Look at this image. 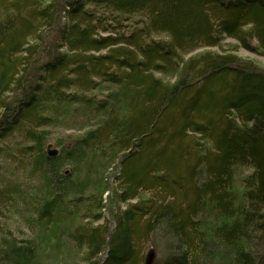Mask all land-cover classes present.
Segmentation results:
<instances>
[{
    "label": "trees",
    "instance_id": "trees-1",
    "mask_svg": "<svg viewBox=\"0 0 264 264\" xmlns=\"http://www.w3.org/2000/svg\"><path fill=\"white\" fill-rule=\"evenodd\" d=\"M240 48L264 0H0V264H264Z\"/></svg>",
    "mask_w": 264,
    "mask_h": 264
},
{
    "label": "rangeland",
    "instance_id": "rangeland-1",
    "mask_svg": "<svg viewBox=\"0 0 264 264\" xmlns=\"http://www.w3.org/2000/svg\"><path fill=\"white\" fill-rule=\"evenodd\" d=\"M227 42L234 43L235 41L232 40V39H227ZM213 49H215V48H213ZM202 50H203V49H202ZM191 54H193V53H191ZM237 54H238L239 56H241L242 58H249V59L256 60L257 62L261 63V64L264 66V57H262V56H258V55H256V54H254V53H252V52H249V51H247V50H245V49H242V48H240V49L238 50ZM186 57H188V55H186ZM56 132L58 133V128H55L54 134H57ZM60 132H61V131H60ZM65 133H68V131H65ZM49 144L52 145V148H55V149L58 150V148L55 147V142H54V140H50ZM246 172H247V171H246ZM106 195H107V194H105V196H106ZM105 196H104V197H105ZM143 248L145 249V245H144Z\"/></svg>",
    "mask_w": 264,
    "mask_h": 264
},
{
    "label": "water",
    "instance_id": "water-1",
    "mask_svg": "<svg viewBox=\"0 0 264 264\" xmlns=\"http://www.w3.org/2000/svg\"><path fill=\"white\" fill-rule=\"evenodd\" d=\"M46 151H47V155L49 157H54L58 154V150L52 148V146L50 144L47 146Z\"/></svg>",
    "mask_w": 264,
    "mask_h": 264
},
{
    "label": "bare ground",
    "instance_id": "bare-ground-1",
    "mask_svg": "<svg viewBox=\"0 0 264 264\" xmlns=\"http://www.w3.org/2000/svg\"><path fill=\"white\" fill-rule=\"evenodd\" d=\"M51 145V144H50ZM52 146V145H51ZM55 149V148H54Z\"/></svg>",
    "mask_w": 264,
    "mask_h": 264
}]
</instances>
